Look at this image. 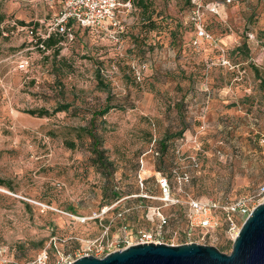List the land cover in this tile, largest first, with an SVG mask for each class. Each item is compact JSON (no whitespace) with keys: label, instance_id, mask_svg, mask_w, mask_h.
Instances as JSON below:
<instances>
[{"label":"rangeland","instance_id":"374dc122","mask_svg":"<svg viewBox=\"0 0 264 264\" xmlns=\"http://www.w3.org/2000/svg\"><path fill=\"white\" fill-rule=\"evenodd\" d=\"M0 11V264H34L41 251L46 264L101 257L140 231L227 253L222 214L215 229L186 236L183 202L252 207L264 183V0L203 9L207 38L188 0H130L98 28L71 24L48 48L13 23L42 26L57 5L0 0ZM89 126L103 167L81 129ZM160 177L179 203L160 199Z\"/></svg>","mask_w":264,"mask_h":264},{"label":"built area","instance_id":"2783aa9c","mask_svg":"<svg viewBox=\"0 0 264 264\" xmlns=\"http://www.w3.org/2000/svg\"><path fill=\"white\" fill-rule=\"evenodd\" d=\"M49 4L57 5V11L46 21V23H37L33 25H17L14 26L17 30H23L29 39H45L51 34L69 36V26L76 24L82 28L95 29L102 26L108 20L113 19L114 13L121 7H128L130 0H42ZM233 0H214L202 4L200 0H189L190 4V22L193 29L199 38H207V33L202 27L200 20L203 9L211 14L218 11L220 5L229 3ZM39 47L41 43L35 44ZM18 66L23 67L22 63ZM185 178V175L182 176ZM160 192V199L169 204H176L180 201L171 194L168 184L164 177L157 180ZM255 204L264 200V183H262L253 197ZM253 205V206H254ZM252 206V207H253ZM249 206L244 199L235 198L231 201L219 202L206 198H188L183 202V217L186 221L185 235L188 236L192 228L203 229L206 232L215 229L219 225V215L222 214L224 223V233L231 239L234 237L238 228H236V219L242 220L249 213ZM166 224V218L157 213L156 231H160ZM157 242L153 240L152 231H140L133 243ZM191 242V241H188ZM185 242V243H188ZM129 245V244H128ZM47 255L45 251L37 254L34 264H46ZM71 260L65 262L69 263ZM4 263V260H0ZM57 264V263H56Z\"/></svg>","mask_w":264,"mask_h":264},{"label":"water","instance_id":"95a60500","mask_svg":"<svg viewBox=\"0 0 264 264\" xmlns=\"http://www.w3.org/2000/svg\"><path fill=\"white\" fill-rule=\"evenodd\" d=\"M67 264H264V200L242 220L227 253L195 242H147L129 244L101 257L83 255Z\"/></svg>","mask_w":264,"mask_h":264},{"label":"trees","instance_id":"16d2710c","mask_svg":"<svg viewBox=\"0 0 264 264\" xmlns=\"http://www.w3.org/2000/svg\"><path fill=\"white\" fill-rule=\"evenodd\" d=\"M189 1V0H188ZM136 2L141 3L142 0H136ZM4 15L3 13L0 11V24L3 21ZM61 35H57V34H51L49 37L45 38V39H40L37 38L36 39V43H41L40 48H48L52 45L55 44L56 42V38L59 37ZM39 47V46H38ZM62 109H64L65 107H61ZM109 108V106H104L102 109H100L99 111H97V113H95L94 115H101L103 113H105L107 111V109ZM62 109H55L56 111L58 110H62ZM25 112L29 113V114H34L36 116H42V115H46L48 114V112L45 109H28ZM92 126L89 127H82L81 129L83 130V132L89 137L90 141H89V151L92 154V161L94 163H96L99 166L104 165L105 159L103 157V150L101 148V143L100 140L98 139L97 135L93 132ZM170 136H165L163 139L157 141V145L158 148L163 151L165 149V143L164 140H166L167 138H169ZM112 195L114 198H117V193L112 192Z\"/></svg>","mask_w":264,"mask_h":264}]
</instances>
